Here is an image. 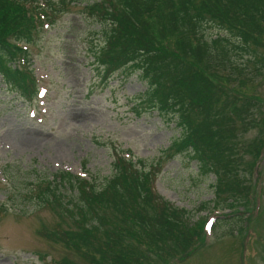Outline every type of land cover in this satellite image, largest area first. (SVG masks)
<instances>
[{"label": "rangeland", "instance_id": "374dc122", "mask_svg": "<svg viewBox=\"0 0 264 264\" xmlns=\"http://www.w3.org/2000/svg\"><path fill=\"white\" fill-rule=\"evenodd\" d=\"M95 1H74L55 25L40 30L28 44L36 83L33 99L28 94L23 99L0 76V264H90L91 257L100 256L84 247L75 252L51 237L52 230L79 226L67 224L68 214L58 225L59 212L67 210L53 199V205L42 202L37 194L51 183L72 210L78 186L63 182L58 173L96 177L102 186L119 159L136 162L144 180L154 172L160 195L188 216L185 230L191 234L190 253L193 250L190 255L180 247L171 254L165 247L159 254L154 247L145 256H128L131 264H264L263 127L242 129L247 149L235 168L249 189L238 196L220 191L215 172L204 173L188 153L169 149L182 134L171 116L139 106L141 113L137 111L135 97L147 88L138 71L102 79L103 66L95 61V52L104 45V29L83 11ZM205 34L238 43L233 34L215 26L205 28ZM231 53L236 63L249 66L240 77L264 95V63L255 58L247 62L243 49ZM259 108L263 119L264 101ZM203 219L206 235L197 228ZM237 219L242 225L233 229ZM228 220L230 228L224 225Z\"/></svg>", "mask_w": 264, "mask_h": 264}, {"label": "trees", "instance_id": "16d2710c", "mask_svg": "<svg viewBox=\"0 0 264 264\" xmlns=\"http://www.w3.org/2000/svg\"><path fill=\"white\" fill-rule=\"evenodd\" d=\"M74 1L0 0V74L20 96L32 97L36 83L28 50L18 41L33 42ZM83 11L104 29V45L95 52V61L103 66L102 79L119 71H138L147 88L135 97L137 111L141 113L138 106L158 110L182 129L169 149L188 153L202 172H215L220 191L238 196L248 190L235 163L247 149L242 129H264V118L258 116L264 95L240 77L249 66L232 60L231 51L243 49L247 62L255 58L264 63V0H97ZM208 26L233 34L238 43L221 35L208 39ZM17 59L20 68L13 65ZM238 77L242 84L237 86ZM114 165L116 171L102 186L96 180L59 174L77 183L79 197L72 210L51 183L37 194L42 202L54 201L67 210L59 212L58 225L68 214L67 224L79 226L52 230L51 237L75 252L95 250L100 256L91 257L90 264H131L128 256H145L154 247L159 254L165 247L171 254L181 247L191 255V234L185 230L188 216L157 192L154 172L144 180L145 172H139L136 162L119 159ZM206 221L197 226L205 235ZM230 222L224 225L230 228ZM241 225L237 219L233 229Z\"/></svg>", "mask_w": 264, "mask_h": 264}]
</instances>
